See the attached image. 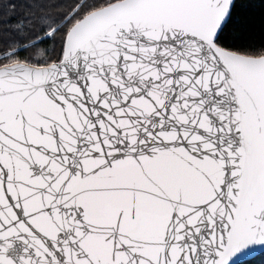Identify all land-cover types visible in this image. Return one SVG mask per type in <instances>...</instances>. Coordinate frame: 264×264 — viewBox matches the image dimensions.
Masks as SVG:
<instances>
[{
  "label": "snow or ice",
  "instance_id": "6c2138e0",
  "mask_svg": "<svg viewBox=\"0 0 264 264\" xmlns=\"http://www.w3.org/2000/svg\"><path fill=\"white\" fill-rule=\"evenodd\" d=\"M0 264H264V0H0Z\"/></svg>",
  "mask_w": 264,
  "mask_h": 264
}]
</instances>
